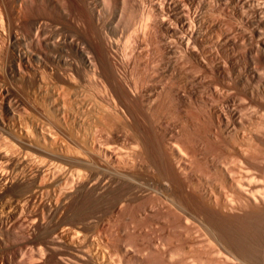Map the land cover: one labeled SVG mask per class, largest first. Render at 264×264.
<instances>
[{"label":"bare ground","instance_id":"6f19581e","mask_svg":"<svg viewBox=\"0 0 264 264\" xmlns=\"http://www.w3.org/2000/svg\"><path fill=\"white\" fill-rule=\"evenodd\" d=\"M0 264H264V0H0Z\"/></svg>","mask_w":264,"mask_h":264}]
</instances>
